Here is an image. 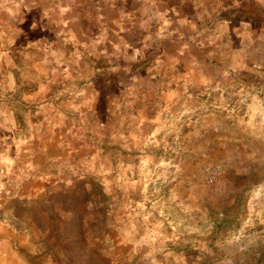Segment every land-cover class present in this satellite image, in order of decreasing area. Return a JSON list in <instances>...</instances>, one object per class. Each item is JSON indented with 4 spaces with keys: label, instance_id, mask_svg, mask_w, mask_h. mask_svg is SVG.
Here are the masks:
<instances>
[{
    "label": "rangeland",
    "instance_id": "rangeland-1",
    "mask_svg": "<svg viewBox=\"0 0 264 264\" xmlns=\"http://www.w3.org/2000/svg\"><path fill=\"white\" fill-rule=\"evenodd\" d=\"M0 264H264V0H0Z\"/></svg>",
    "mask_w": 264,
    "mask_h": 264
}]
</instances>
